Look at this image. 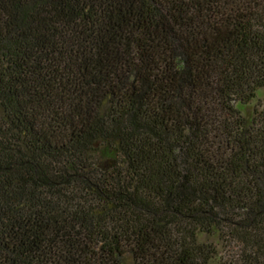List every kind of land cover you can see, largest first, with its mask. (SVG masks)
<instances>
[{
	"label": "trees",
	"instance_id": "16d2710c",
	"mask_svg": "<svg viewBox=\"0 0 264 264\" xmlns=\"http://www.w3.org/2000/svg\"><path fill=\"white\" fill-rule=\"evenodd\" d=\"M264 0H0V264H264Z\"/></svg>",
	"mask_w": 264,
	"mask_h": 264
},
{
	"label": "rangeland",
	"instance_id": "374dc122",
	"mask_svg": "<svg viewBox=\"0 0 264 264\" xmlns=\"http://www.w3.org/2000/svg\"><path fill=\"white\" fill-rule=\"evenodd\" d=\"M257 100L253 102L252 107L259 106L258 108H264V90L258 91L257 93Z\"/></svg>",
	"mask_w": 264,
	"mask_h": 264
}]
</instances>
